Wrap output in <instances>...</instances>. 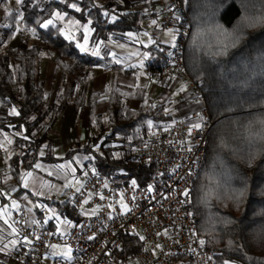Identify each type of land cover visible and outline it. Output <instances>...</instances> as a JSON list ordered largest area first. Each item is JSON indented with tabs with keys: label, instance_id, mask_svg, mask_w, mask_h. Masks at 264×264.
Instances as JSON below:
<instances>
[{
	"label": "trees",
	"instance_id": "1",
	"mask_svg": "<svg viewBox=\"0 0 264 264\" xmlns=\"http://www.w3.org/2000/svg\"><path fill=\"white\" fill-rule=\"evenodd\" d=\"M120 1L21 0L0 20V132L13 133L16 147L8 159L4 183L17 184L14 195L24 192L22 169H32L37 161L59 160L45 142L47 130L64 104L49 102V92L35 78L36 59L54 57L63 77L72 79L70 102L75 112L85 103L94 67H118L107 63L108 57L83 52L73 40L63 37L59 21L47 27H41L42 23L61 12L65 20L88 24L93 41L110 35L122 38L129 31L140 30L144 14L134 10L130 0ZM179 1L189 20L185 67L200 86L213 120L205 160L191 194L197 231L214 251L217 264H264V22L260 21L264 0ZM15 33L18 41L12 47ZM148 52L147 68L153 74L163 57L155 47ZM105 95L107 111L95 115L94 106L103 95L89 93L87 140L71 146L61 159L82 154L83 167L111 177L118 185L130 181L142 185L154 166L138 159L136 146L150 128L169 124L174 116L166 105L146 99L137 87L129 93L113 86ZM130 97L140 100L138 108L127 109L125 100ZM111 142L118 145L111 146ZM115 150L121 151L117 157ZM68 194L69 189L49 198L27 196L75 222L82 213L70 203ZM36 214L41 224L55 230L54 222L41 209L36 208ZM140 248L137 238L124 233L116 256L123 258Z\"/></svg>",
	"mask_w": 264,
	"mask_h": 264
},
{
	"label": "built area",
	"instance_id": "2",
	"mask_svg": "<svg viewBox=\"0 0 264 264\" xmlns=\"http://www.w3.org/2000/svg\"><path fill=\"white\" fill-rule=\"evenodd\" d=\"M168 30L176 31L175 45L156 47L163 61L153 68V75L165 89L179 77L183 88L175 91V102L183 104L192 96L201 105L174 116L169 124L150 128L136 146L138 159L154 166L146 183L118 185L104 174L85 171L82 185L69 190L70 203L82 216L65 233L31 221L25 205H18L12 212L22 239L13 252L16 260L23 264H217L214 251L198 234L191 197L213 120L200 86L185 67L189 20L179 0H173L161 15V31ZM3 159L0 143V190L9 172ZM124 233L137 238L141 248L117 258ZM59 245H66L70 256L54 255L53 247Z\"/></svg>",
	"mask_w": 264,
	"mask_h": 264
},
{
	"label": "crops",
	"instance_id": "3",
	"mask_svg": "<svg viewBox=\"0 0 264 264\" xmlns=\"http://www.w3.org/2000/svg\"><path fill=\"white\" fill-rule=\"evenodd\" d=\"M106 1L99 0V3L103 4ZM115 1L122 3L120 0ZM130 1L133 2V9L143 13L144 18L141 21L140 30L129 31L122 38H115L110 35L93 41L91 38L93 29L88 24H81L75 19L65 20L64 13L61 12H54L51 18L42 23L45 24L49 20L52 23L59 21L62 24L61 32L63 37L73 40L80 50L86 48L87 51L83 52L98 57H108L110 61L107 63H115L118 67H94V74L87 83L85 103L75 112L74 105L70 102L72 79L63 77L62 70L57 66L54 57L36 59L35 78L42 82L43 88L49 92V102L57 101L64 104V109L60 116L51 123L47 130L48 140L45 142L52 156L59 160L56 162L37 161L32 169H22L21 187L24 191L22 194H13L17 188V184L14 181L4 183V190H0V264H23L13 257V252L22 242L12 222L13 210L18 205L24 204L30 220L40 223L33 201L27 196L28 193L48 198V196L62 195L65 184L68 185L67 189L69 190L82 185L84 173L81 168H78L79 156L76 154L70 159L61 158L64 157L71 146L83 144L87 140L89 124V107L87 103L89 93L103 95L94 106L95 115H104L106 113L108 103L106 102L105 98L107 95L105 94H108L113 86H117L129 93L135 87L140 88L143 90L146 99L151 100L155 104L166 105L169 114H171V108L176 115H179L186 114L201 105V102L195 100L192 96L188 97L187 102L177 104L175 102V91L183 88V81L176 77L172 80L171 87L165 89L147 68L148 49L150 47L166 46L173 48L175 45L176 31H161V15L173 5V0ZM20 2L21 0L19 2L17 0H0V20L10 9L17 8ZM17 41L18 33H15L10 46L14 47ZM139 104L140 100L137 97H130L125 100L127 109H136ZM171 116L173 115L171 114ZM13 142V133L9 131L0 132V143L4 149L2 163L7 165L9 157L16 151ZM45 150L44 148L40 151L41 156L45 154ZM78 175L79 184L74 185L75 182L70 180ZM52 209L55 211L54 208ZM60 219L61 223L59 225L53 220L57 224L55 230L65 233L73 221L66 218Z\"/></svg>",
	"mask_w": 264,
	"mask_h": 264
},
{
	"label": "rangeland",
	"instance_id": "4",
	"mask_svg": "<svg viewBox=\"0 0 264 264\" xmlns=\"http://www.w3.org/2000/svg\"><path fill=\"white\" fill-rule=\"evenodd\" d=\"M15 3V2H14ZM170 110H172V111H170L171 112V114L173 115V116H176V113L173 111V109L171 108ZM96 133L95 132H93L92 133V136H94ZM108 144V143H107ZM109 145H111V146H117L118 145V143H115V142H111V143H109ZM98 146H99V143L98 144H96L95 146H94V148L96 149V150H98ZM121 154V151L120 150H115L114 151V155L117 157V156H119ZM78 156H79V161H78V168H81V170H82V172L83 173H85V171H87L88 169L87 168H85V167H83V160H84V156L82 155V154H78ZM70 181H73V182H75V184L74 185H78L79 184V175L78 176H76L75 178H71V180ZM67 184H65V187H64V190H63V193H64V191L67 189ZM51 197V196H50ZM48 198H49V196H48ZM33 206H34V208H39V209H42V211L44 212V214H45V218L46 219H48V220H54L56 223H58V225L61 223V219L60 218H62V217H60L55 211H53V209L52 208H50V207H47L44 203H41V202H33ZM53 221V222H54ZM56 223H54L55 224V228H56ZM53 251H54V255H56V256H70V250H69V248L66 246V245H59V246H55V247H53Z\"/></svg>",
	"mask_w": 264,
	"mask_h": 264
},
{
	"label": "snow or ice",
	"instance_id": "5",
	"mask_svg": "<svg viewBox=\"0 0 264 264\" xmlns=\"http://www.w3.org/2000/svg\"><path fill=\"white\" fill-rule=\"evenodd\" d=\"M17 2H19V0H17ZM72 7H75V5H72ZM260 21H261V22H264V17L260 18ZM51 23H52V21L49 20V21H47L45 24H42L41 27H47V26H48L49 24H51ZM237 39H239L238 36H237ZM81 50H82V51H87L86 48H82ZM194 127H195V128H199L200 125H199V124H196V125H194ZM190 131H191V130H190ZM261 139H264V137H261ZM9 142H10V141H9ZM240 194L242 195L243 193L241 192ZM201 243H203V241H201ZM224 264H229V262H228V261H225Z\"/></svg>",
	"mask_w": 264,
	"mask_h": 264
}]
</instances>
